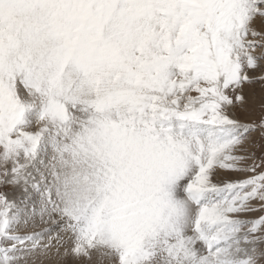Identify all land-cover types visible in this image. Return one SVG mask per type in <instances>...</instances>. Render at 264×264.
<instances>
[{
	"label": "snow or ice",
	"instance_id": "1",
	"mask_svg": "<svg viewBox=\"0 0 264 264\" xmlns=\"http://www.w3.org/2000/svg\"><path fill=\"white\" fill-rule=\"evenodd\" d=\"M0 264H264V0H0Z\"/></svg>",
	"mask_w": 264,
	"mask_h": 264
},
{
	"label": "rangeland",
	"instance_id": "2",
	"mask_svg": "<svg viewBox=\"0 0 264 264\" xmlns=\"http://www.w3.org/2000/svg\"><path fill=\"white\" fill-rule=\"evenodd\" d=\"M258 27H259V25H258ZM237 117L242 121L251 122L252 120H258L259 119V113L254 112L251 115H248L244 112H241L240 110H237ZM252 136H253V139H258L257 133H253ZM257 155H259V151H257Z\"/></svg>",
	"mask_w": 264,
	"mask_h": 264
}]
</instances>
